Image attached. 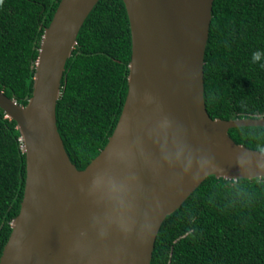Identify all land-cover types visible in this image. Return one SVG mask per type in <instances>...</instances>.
Returning a JSON list of instances; mask_svg holds the SVG:
<instances>
[{
  "label": "water",
  "instance_id": "95a60500",
  "mask_svg": "<svg viewBox=\"0 0 264 264\" xmlns=\"http://www.w3.org/2000/svg\"><path fill=\"white\" fill-rule=\"evenodd\" d=\"M99 0H61L26 105L0 89L26 154L21 209L0 264H152L166 217L210 175L264 177V151L229 130L264 117L212 118L204 66L214 0H124L132 34L128 94L101 152L71 160L57 124L66 64Z\"/></svg>",
  "mask_w": 264,
  "mask_h": 264
},
{
  "label": "trees",
  "instance_id": "16d2710c",
  "mask_svg": "<svg viewBox=\"0 0 264 264\" xmlns=\"http://www.w3.org/2000/svg\"><path fill=\"white\" fill-rule=\"evenodd\" d=\"M61 0H0V89L22 105L32 96L41 40ZM264 0H214L205 54L212 118L264 117ZM132 34L124 0H99L68 59L57 124L84 169L106 146L128 94ZM264 151V126L229 130ZM21 132L0 107V259L21 209L27 165ZM152 264H264V177L208 176L158 233Z\"/></svg>",
  "mask_w": 264,
  "mask_h": 264
},
{
  "label": "clouds",
  "instance_id": "9594fccd",
  "mask_svg": "<svg viewBox=\"0 0 264 264\" xmlns=\"http://www.w3.org/2000/svg\"><path fill=\"white\" fill-rule=\"evenodd\" d=\"M262 57H264V51L262 50H257L253 52L252 54V62L257 63L262 60ZM261 67H264V63H261Z\"/></svg>",
  "mask_w": 264,
  "mask_h": 264
}]
</instances>
